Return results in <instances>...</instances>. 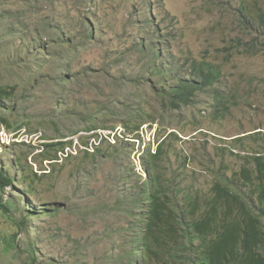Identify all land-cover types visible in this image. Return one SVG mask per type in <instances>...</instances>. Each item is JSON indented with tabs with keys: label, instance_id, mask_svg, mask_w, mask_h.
<instances>
[{
	"label": "rangeland",
	"instance_id": "rangeland-1",
	"mask_svg": "<svg viewBox=\"0 0 264 264\" xmlns=\"http://www.w3.org/2000/svg\"><path fill=\"white\" fill-rule=\"evenodd\" d=\"M65 1L0 0V86L17 87L6 114L25 125H0V167L16 175L21 157L30 168V179L7 188L20 209L0 212V264H31V248L36 264H131L133 216L113 202L147 176L149 147L168 138L164 169L184 192L191 183L207 192L264 155V0ZM202 62L220 79L190 106L172 107L170 88ZM110 134L111 157L87 153L83 142L106 148ZM70 139L58 160L46 157V143ZM30 166L47 175L37 179ZM58 207L19 230L23 209Z\"/></svg>",
	"mask_w": 264,
	"mask_h": 264
},
{
	"label": "trees",
	"instance_id": "trees-1",
	"mask_svg": "<svg viewBox=\"0 0 264 264\" xmlns=\"http://www.w3.org/2000/svg\"><path fill=\"white\" fill-rule=\"evenodd\" d=\"M68 1H65L64 6L68 5ZM85 3L92 6V0H80L77 7H84ZM49 6L54 11L55 2L51 1ZM78 8L75 6L77 12ZM259 17L264 27L263 10H259ZM242 20L244 24L249 22L245 13H242ZM87 22L92 24L91 19H87ZM92 34L93 30L90 29L87 38H92ZM44 49L46 52L49 50L47 47ZM192 71L195 76L180 78L178 84L170 88L172 107L190 106L198 93L213 87L222 74L208 62L195 63ZM16 91V86H0V125L19 132L25 125L16 122V127L11 116L6 114L15 109L14 105L7 106L6 102L13 99ZM218 96L221 95L218 93ZM142 124L133 131L138 132ZM98 128L91 122L87 131H96ZM110 136L111 134L107 137L108 146L104 148L101 143L94 144L100 138L94 132L90 136V139H94L92 144V140L83 142L87 153L98 158L107 152V157H111L118 147L117 142L112 143ZM120 139L121 137L118 138ZM167 139H159L155 150L152 147L146 150L142 166L147 176L143 175L142 180L136 181L131 188L121 186L117 199L113 202L114 207L123 209L126 206L128 213L133 216L131 231L137 239L131 241L134 246L130 263L264 264V155L253 156V167L243 168L240 176L236 173L216 179L207 192H201L194 183L184 192L183 182L177 177L171 178L164 169L165 157L168 155L165 148ZM128 142L130 141L126 143ZM73 143L72 139L46 143V157L58 160V154H65ZM12 166L17 169L16 175H12L9 169L0 167V212L5 215L12 213V207L20 209L12 199L6 197L7 188L14 187L20 179L24 182L30 179V168L21 157H16ZM30 167L37 179L47 175L43 173L47 169H41L43 174L39 175L34 172L33 166ZM19 173L21 178L17 176ZM121 179L130 178L123 176ZM27 186L30 193H33V186ZM60 210L59 207L44 208L43 211L23 209L26 218L18 221L19 230L29 223L28 219L31 217L56 215ZM18 237L19 232L12 235L10 243L15 242ZM30 255L31 264H36L35 249H30Z\"/></svg>",
	"mask_w": 264,
	"mask_h": 264
}]
</instances>
